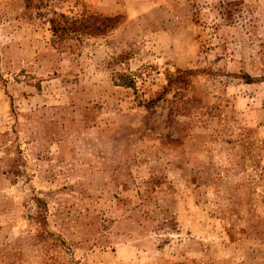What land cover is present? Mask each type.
Wrapping results in <instances>:
<instances>
[{"label": "rangeland", "instance_id": "1", "mask_svg": "<svg viewBox=\"0 0 264 264\" xmlns=\"http://www.w3.org/2000/svg\"><path fill=\"white\" fill-rule=\"evenodd\" d=\"M27 1L0 0V264H264V0H54L120 18L56 42Z\"/></svg>", "mask_w": 264, "mask_h": 264}, {"label": "trees", "instance_id": "2", "mask_svg": "<svg viewBox=\"0 0 264 264\" xmlns=\"http://www.w3.org/2000/svg\"><path fill=\"white\" fill-rule=\"evenodd\" d=\"M27 5L28 8L37 6L42 10H46V12L41 15L47 16L45 22L49 25V31L53 38L52 42L68 38L82 40L85 36L103 35L109 28L114 27L120 19L118 16L95 17L86 13H78L70 16L67 12L60 11L55 6L54 0H28ZM179 72L183 74L182 71ZM184 73L187 74L188 72ZM179 78L182 79L183 75ZM119 79L122 85L136 88V81L132 75L120 73ZM171 82H173V79H170V83ZM153 103L154 101H151L148 106H151Z\"/></svg>", "mask_w": 264, "mask_h": 264}]
</instances>
